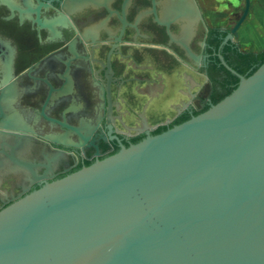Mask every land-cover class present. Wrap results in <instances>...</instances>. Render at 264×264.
I'll return each mask as SVG.
<instances>
[{
    "label": "water",
    "instance_id": "water-1",
    "mask_svg": "<svg viewBox=\"0 0 264 264\" xmlns=\"http://www.w3.org/2000/svg\"><path fill=\"white\" fill-rule=\"evenodd\" d=\"M210 82L203 112L138 143L106 141L0 207V264H264V57L236 60L214 41ZM18 128L0 123L14 147Z\"/></svg>",
    "mask_w": 264,
    "mask_h": 264
},
{
    "label": "flooded vegetation",
    "instance_id": "flooded-vegetation-1",
    "mask_svg": "<svg viewBox=\"0 0 264 264\" xmlns=\"http://www.w3.org/2000/svg\"><path fill=\"white\" fill-rule=\"evenodd\" d=\"M193 1L199 17L178 0H0V123L22 141L0 133V207L106 141L138 143L211 106L212 43L244 50L227 35L245 0ZM250 3L241 27L259 15L260 44L264 0Z\"/></svg>",
    "mask_w": 264,
    "mask_h": 264
},
{
    "label": "crops",
    "instance_id": "crops-1",
    "mask_svg": "<svg viewBox=\"0 0 264 264\" xmlns=\"http://www.w3.org/2000/svg\"><path fill=\"white\" fill-rule=\"evenodd\" d=\"M264 15V13H263ZM256 15H250L249 16V21L250 23L254 22V17ZM259 16V15H258ZM256 16V17H258ZM264 22V21H263ZM250 23H244V25L239 29V40H243L246 48L244 50L246 51H258L262 48H264V44L263 45H260L258 43H254L256 41V38H255V28L251 27Z\"/></svg>",
    "mask_w": 264,
    "mask_h": 264
},
{
    "label": "trees",
    "instance_id": "trees-1",
    "mask_svg": "<svg viewBox=\"0 0 264 264\" xmlns=\"http://www.w3.org/2000/svg\"><path fill=\"white\" fill-rule=\"evenodd\" d=\"M236 60L260 59L264 57V48L258 51L238 50L235 48Z\"/></svg>",
    "mask_w": 264,
    "mask_h": 264
},
{
    "label": "rangeland",
    "instance_id": "rangeland-1",
    "mask_svg": "<svg viewBox=\"0 0 264 264\" xmlns=\"http://www.w3.org/2000/svg\"><path fill=\"white\" fill-rule=\"evenodd\" d=\"M230 1H231L232 3H234V4H236L238 0H230ZM239 3L241 4L242 1L240 0ZM223 7H224V5H223V1H219V2H218V10H220V9L223 8ZM217 14H219V12H218ZM219 15H220V14H219ZM235 19H236V17H235ZM259 23H260V21H259ZM260 29H261V30H264L263 25H260ZM263 43H264V36L261 38V42H260V44L262 45ZM240 45L242 46V48H244V49L246 48L244 42H241Z\"/></svg>",
    "mask_w": 264,
    "mask_h": 264
}]
</instances>
